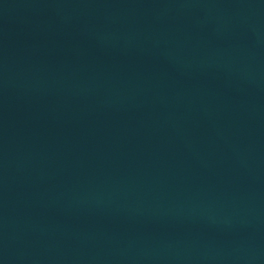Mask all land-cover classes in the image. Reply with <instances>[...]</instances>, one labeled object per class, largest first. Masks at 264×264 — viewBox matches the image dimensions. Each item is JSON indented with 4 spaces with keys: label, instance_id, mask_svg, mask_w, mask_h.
Segmentation results:
<instances>
[{
    "label": "water",
    "instance_id": "1",
    "mask_svg": "<svg viewBox=\"0 0 264 264\" xmlns=\"http://www.w3.org/2000/svg\"><path fill=\"white\" fill-rule=\"evenodd\" d=\"M0 264H264V0H0Z\"/></svg>",
    "mask_w": 264,
    "mask_h": 264
}]
</instances>
